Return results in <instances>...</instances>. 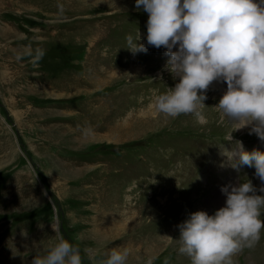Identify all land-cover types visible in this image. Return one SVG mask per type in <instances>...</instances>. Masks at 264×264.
<instances>
[{
    "label": "rangeland",
    "instance_id": "rangeland-1",
    "mask_svg": "<svg viewBox=\"0 0 264 264\" xmlns=\"http://www.w3.org/2000/svg\"><path fill=\"white\" fill-rule=\"evenodd\" d=\"M135 3H0V264H31L57 242L53 227L84 264L120 246L128 264H190L175 242L190 212L214 214L226 200L214 191L227 184L264 186L254 167H232L237 140L264 153L255 134L219 119L208 138L190 127L196 117L156 111L178 78L166 50L147 45L148 14ZM129 35L147 53L129 50ZM36 48L46 52L39 67L25 51ZM234 260L264 264V241Z\"/></svg>",
    "mask_w": 264,
    "mask_h": 264
},
{
    "label": "clouds",
    "instance_id": "clouds-1",
    "mask_svg": "<svg viewBox=\"0 0 264 264\" xmlns=\"http://www.w3.org/2000/svg\"><path fill=\"white\" fill-rule=\"evenodd\" d=\"M135 6L148 14L147 45L166 50V68L178 78L174 87L155 97L156 111L165 118L192 115L203 120L205 93L214 82H222L227 90L213 107L221 121L234 131L248 127L249 135L264 141V0H136ZM139 39L127 36L128 49L147 53ZM25 51L33 67H39L45 50ZM84 131L92 134L91 128ZM234 131L228 133V142H233ZM235 148L231 154L239 158L232 167H254L264 185V153L246 151L238 140ZM220 191L226 197L223 207L212 215L191 213L177 226L178 253L190 264H235L234 258L255 249L264 235V195L257 194L264 193V186L257 189L246 179ZM53 230L57 242L35 255L31 264H84L79 246ZM129 256L130 249L120 246L106 252L99 264H128ZM147 264H153L151 258Z\"/></svg>",
    "mask_w": 264,
    "mask_h": 264
},
{
    "label": "bare ground",
    "instance_id": "bare-ground-1",
    "mask_svg": "<svg viewBox=\"0 0 264 264\" xmlns=\"http://www.w3.org/2000/svg\"><path fill=\"white\" fill-rule=\"evenodd\" d=\"M3 0H0V3L2 2ZM216 83V82H215ZM218 83V82H217ZM216 83V84H217ZM222 83V82H221ZM175 84V83H174ZM219 84V83H218ZM175 85H172V87H174ZM218 86V85H217ZM220 88L222 89V94H224L223 92L224 91H226L227 90V85L225 84V83H222L221 84V86H220ZM216 93H217V90L215 91V88L213 87V84L212 85H210V87H209V89H208V91L205 93L206 95H207V100L204 102L205 103V106H206V108L205 109H203V114H204V119L203 120H200V122H198V121H196V122H192V123H190L191 125H190V127L191 128H193L192 126H196V127H199V128H201V129H203V131H205L204 133H205V135L206 136H208V138H209V136L211 135V134H208V133H206V132H211V133H213V131H215V130H217L216 129V125H217V120H219L220 119V117H219V115H220V113H219V111L217 110V111H209V110H207V108L209 107V105L210 104H218V102H219V100H220V98L223 96L222 94H220V95H216ZM220 93V92H219ZM213 102V103H212ZM211 112V113H210ZM208 114H210V116L208 115ZM190 116H192V115H185V118L186 117H190ZM187 120L190 122V119L189 118H187ZM242 130V129H241ZM249 131H250V129L248 128V127H245V128H243V132H244V137H245V134H249ZM114 134V133H113ZM116 134V133H115ZM215 134H216V132H215ZM260 146V145H259ZM257 189H259V187H257ZM214 192H220V190H217V191H214ZM257 194H259V195H264V193H257ZM190 213H192V212H190ZM264 229H262V233H264V231H263ZM261 241H264V235H262V239H261Z\"/></svg>",
    "mask_w": 264,
    "mask_h": 264
}]
</instances>
